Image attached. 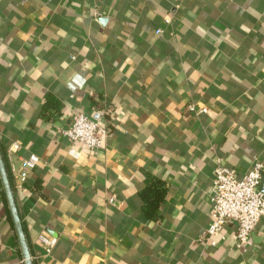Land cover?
I'll use <instances>...</instances> for the list:
<instances>
[{"label": "crops", "instance_id": "0c3cea01", "mask_svg": "<svg viewBox=\"0 0 264 264\" xmlns=\"http://www.w3.org/2000/svg\"><path fill=\"white\" fill-rule=\"evenodd\" d=\"M80 112L108 129L95 150L59 134ZM14 142L39 157L12 178L33 264H264V215L240 247L232 220L203 242L218 162H264V0H0L8 168ZM147 176L167 188L156 219ZM0 264H24L1 192Z\"/></svg>", "mask_w": 264, "mask_h": 264}, {"label": "built area", "instance_id": "2783aa9c", "mask_svg": "<svg viewBox=\"0 0 264 264\" xmlns=\"http://www.w3.org/2000/svg\"><path fill=\"white\" fill-rule=\"evenodd\" d=\"M167 22L169 19H166ZM160 30L157 31L159 33ZM190 110H195L193 104L188 105ZM204 108L201 109L203 111ZM107 127L97 118L86 113L75 114L65 128L59 129L61 134L69 143H80L90 150L97 149ZM18 148L17 143H12L6 149V156L10 160L9 170L17 187H22L30 170L39 161L35 153L27 157L15 158ZM264 171V162L255 159L250 169L239 176L234 168L227 167L221 161L215 166L211 181L210 197V222L205 230L203 242L217 245L219 239L215 237L232 220L235 221L236 246L240 247L247 243L250 233L260 217L264 215V191L260 188V182ZM113 203V197L109 198ZM38 239L44 253L48 254L56 245L58 237L42 232Z\"/></svg>", "mask_w": 264, "mask_h": 264}, {"label": "trees", "instance_id": "16d2710c", "mask_svg": "<svg viewBox=\"0 0 264 264\" xmlns=\"http://www.w3.org/2000/svg\"><path fill=\"white\" fill-rule=\"evenodd\" d=\"M57 105H58V101L56 99L52 98L50 95H48L46 98L45 104L43 105L42 115L47 116L48 115V114H46L47 108L49 106L56 107ZM0 151H1L3 161L5 163V167H6V170L8 173V177H9L11 186H12V176L9 172V168H8V165H7L6 159H5V153H4V150L1 148V146H0ZM0 187H1L0 192H1V195L3 198V201L6 205L8 216L10 218L12 226L14 227L13 222H12V218L10 216V212H9V209L7 206V202L5 199L1 180H0ZM166 189H167L166 184L160 178H157L154 176L153 177L152 176L146 177L145 185L142 187V189L138 193L139 199L141 201V212L146 218H148V219H156L157 218L158 208H159V205H160L161 201L163 200V198L166 194Z\"/></svg>", "mask_w": 264, "mask_h": 264}, {"label": "water", "instance_id": "95a60500", "mask_svg": "<svg viewBox=\"0 0 264 264\" xmlns=\"http://www.w3.org/2000/svg\"><path fill=\"white\" fill-rule=\"evenodd\" d=\"M0 180L4 191L5 199L7 202V206L10 212V216L12 218V222L16 231L19 247L24 259V264H33L29 247L21 224V219L18 213L15 198L13 195L12 186L8 177L5 163L1 155V151H0Z\"/></svg>", "mask_w": 264, "mask_h": 264}]
</instances>
